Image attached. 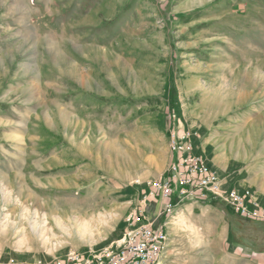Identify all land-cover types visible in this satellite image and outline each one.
I'll return each instance as SVG.
<instances>
[{
  "label": "rangeland",
  "instance_id": "1",
  "mask_svg": "<svg viewBox=\"0 0 264 264\" xmlns=\"http://www.w3.org/2000/svg\"><path fill=\"white\" fill-rule=\"evenodd\" d=\"M176 130L264 206V0H0V264L103 250L141 206L159 264H264L222 198L144 199Z\"/></svg>",
  "mask_w": 264,
  "mask_h": 264
},
{
  "label": "built area",
  "instance_id": "2",
  "mask_svg": "<svg viewBox=\"0 0 264 264\" xmlns=\"http://www.w3.org/2000/svg\"><path fill=\"white\" fill-rule=\"evenodd\" d=\"M170 137L178 139L179 149H171L176 159L173 160L168 170L169 177L166 179L155 178L150 181L148 187L151 188V191L144 196V199L147 196L156 197L158 184H165L164 196H160L162 199L168 200L163 203V214L171 210L173 205L186 199H201L212 195L214 198L220 197L227 201L234 211L245 218L264 220V206L254 198L249 189L240 191L231 188L226 191L222 186L223 179L216 171L210 169L204 157L192 153L194 145L191 141L190 130L171 131ZM172 176H180L183 189L172 187ZM175 190H184V197H175ZM172 196L177 199L175 203L169 200ZM125 219L126 235L120 238L119 244L115 245L119 246L120 254L113 255V259H106V264H152L151 261H158L157 251H159L160 239H165L161 228H154L153 221H149L145 217L143 206H141L140 212H132ZM141 220H145V229H131V222ZM99 257H106V251L97 254L96 258H87V252L81 254L71 251L64 258L54 259L51 264H99Z\"/></svg>",
  "mask_w": 264,
  "mask_h": 264
},
{
  "label": "bare ground",
  "instance_id": "3",
  "mask_svg": "<svg viewBox=\"0 0 264 264\" xmlns=\"http://www.w3.org/2000/svg\"><path fill=\"white\" fill-rule=\"evenodd\" d=\"M169 143H170L171 149H179L178 139H171V137H170ZM109 145H110V149H111L110 150L111 154L109 155L108 159L104 158L103 160L104 161H108L110 158L111 159H116L117 158V160H118V158L121 157V151L118 150L116 144L113 141L110 142ZM77 147L79 149V146H77ZM90 160H92L93 162L97 163V161L93 160L92 158ZM111 163H112V161H110L108 163V165L111 166ZM172 187L175 188V189H183L182 181H181L180 176H172ZM164 191H166L165 184H158L157 195L164 196ZM175 196L176 197H184V190H175ZM191 200H195V199H191ZM202 200H204V199H202ZM174 206L175 205H173L171 207V209ZM169 211H171V210H169ZM140 222L141 221L131 222V224H135V223L139 224L137 227H133L132 229H136V230L145 229V223L140 224ZM84 223H85V221H84ZM85 224H87V223H85ZM125 233H126V231L124 232L123 236L126 235ZM161 233H163V238H165V239H160L159 251H157V260L158 261H151L152 264H159L158 262H159V260L161 258L160 256H162V253L165 250V245H166V241H167V233H165V231H163L162 229H161ZM116 244H119V241L117 243H115V244H112V246L107 247V248H105L103 250L102 249L98 250V251L89 250V251H87V258H96L97 254H101V253H103V251H106V257H99V264H106V259H113V255L120 254L119 246H115ZM69 252H71V250H69L66 255H64L63 257H59V258L66 257Z\"/></svg>",
  "mask_w": 264,
  "mask_h": 264
},
{
  "label": "crops",
  "instance_id": "4",
  "mask_svg": "<svg viewBox=\"0 0 264 264\" xmlns=\"http://www.w3.org/2000/svg\"><path fill=\"white\" fill-rule=\"evenodd\" d=\"M193 145H195V144L193 143ZM192 152H193V154L198 155V154L194 151V149L192 150ZM171 153H172V152H170V155L172 156V154H173V156H174V153H172V154H171ZM220 177H221V176H220ZM221 178H222V177H221ZM222 179H223V178H222ZM224 184H225V180L223 179L222 186H224ZM224 188H225V186H224ZM236 189L242 191V190L245 189V188H243V189L236 188ZM157 196H159V195H157ZM175 197H176V196H175ZM161 204H162V203H161L160 199H157V205H156V207L159 208V206H160ZM142 223H145V220H141L140 224H142ZM165 225H166V223H165Z\"/></svg>",
  "mask_w": 264,
  "mask_h": 264
},
{
  "label": "trees",
  "instance_id": "5",
  "mask_svg": "<svg viewBox=\"0 0 264 264\" xmlns=\"http://www.w3.org/2000/svg\"><path fill=\"white\" fill-rule=\"evenodd\" d=\"M249 219H251V218H249ZM251 220H254V219H251ZM254 221H256V220H254ZM262 221H264V220H262ZM262 221H261V222H262Z\"/></svg>",
  "mask_w": 264,
  "mask_h": 264
}]
</instances>
